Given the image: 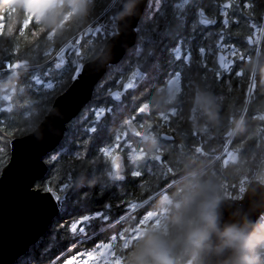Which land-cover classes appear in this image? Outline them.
<instances>
[{
    "label": "trees",
    "instance_id": "trees-1",
    "mask_svg": "<svg viewBox=\"0 0 264 264\" xmlns=\"http://www.w3.org/2000/svg\"><path fill=\"white\" fill-rule=\"evenodd\" d=\"M112 1L88 0L87 12H83L85 19L81 20L77 14L72 16L66 22L68 26L55 30V37L60 34L57 41L54 38V43L58 48L62 47L81 26L84 28L93 19L106 22L111 17L115 18L121 0L116 1V8H111ZM153 1L150 6L147 5L138 22L135 45L118 64L108 67L94 87L95 90L97 85H101L100 90H93L89 103L67 123L60 144L45 156L46 174L34 184L35 189L43 192L65 193L67 197L62 200L63 204L67 203L71 211L80 212L58 213L37 244L32 245L34 252L20 256L14 264H49L63 251H67L64 253L66 258L80 252L83 258L87 254L98 255L100 248L107 243L111 252L106 264H144V250L147 243L154 239L175 241L170 252L171 260L174 264H185L189 253H193L197 246L184 239L178 218L187 219L194 207L223 197V184L231 190L232 197H238L239 186L242 183L247 186L248 182L244 183V179H252L263 159L264 2L155 0L153 6ZM227 2L230 8L224 21L219 12ZM201 7L218 18L217 25L209 28L199 25L196 12ZM54 9L58 12H50L39 24L32 23L24 30L21 25L27 23L25 17L28 10L22 0H0V16L4 18L0 23V32H3L0 36V86L14 81L26 84L35 72L44 71L49 65L48 59L54 53L46 55L48 35L62 21V11L67 7L62 4ZM73 18L81 22L71 35L74 30L71 24L75 22ZM32 25L36 27L34 31ZM253 25L258 26L255 37ZM259 37L258 47L256 40ZM109 38L107 34L99 39V48L93 53H84L81 49L79 61L83 59L86 63L97 58ZM218 40L236 47L237 52L242 54V59L235 60L229 83L223 76L220 77L218 64L212 56H208L216 51ZM252 42L255 44L252 45ZM21 60L28 64L29 69L19 67L17 76L5 80L8 70L4 62L16 65ZM75 62L73 56L71 63L60 69L53 68L54 90L26 89L18 96L12 111L0 114V149H3L0 152V174L9 160L12 140L36 129L55 98L69 88L76 71ZM132 63L139 67L141 64L144 70L147 66L161 64L170 68V74L173 70L179 73L180 67L185 65L182 79L179 75L176 97L167 101V82L161 81L152 87L148 75L137 89L124 95L122 102H114L110 92L120 88L132 70H128ZM67 67V80L59 86L58 74ZM117 68H120L119 71ZM252 74L257 86L247 103ZM165 77H168L166 72L163 73ZM192 84L202 97L201 114L192 111ZM149 87H152L151 90ZM220 94L222 96L216 99ZM146 102L151 104V112L139 116L138 107ZM206 105L215 109V120L208 118L204 111ZM174 109L177 113L170 115L167 123L158 119L160 114ZM129 118H133L141 130L149 131L151 139L148 142H142L128 133L125 122ZM164 133L171 136V140L164 139ZM157 140L160 143H155ZM62 148L64 152H61ZM105 150L124 154L128 167L124 181L109 179V158L102 154ZM228 151L236 153L237 159L224 166L223 160ZM58 152H61L59 157H54ZM134 154L138 156L136 163H129L133 162L130 157ZM167 165H170L169 169ZM134 208L132 216L124 220L122 217ZM83 210L88 212L82 213ZM93 213H99L100 218L92 219L84 238V233L75 235L71 232L70 223L73 220ZM150 215L158 219L154 229L152 223L146 224ZM105 218L110 221L104 222ZM263 218L264 214L248 239L244 264H264ZM137 228L141 229V234L133 238L130 232H135ZM143 230H149L145 237ZM77 243L75 248L67 250Z\"/></svg>",
    "mask_w": 264,
    "mask_h": 264
},
{
    "label": "water",
    "instance_id": "water-1",
    "mask_svg": "<svg viewBox=\"0 0 264 264\" xmlns=\"http://www.w3.org/2000/svg\"><path fill=\"white\" fill-rule=\"evenodd\" d=\"M75 1L67 0V4L73 7ZM148 2L149 0L120 1L117 7L116 32L106 41L99 56L83 64L79 72L75 71L69 88L55 98L48 114L36 129L12 140L9 160L0 174V264H13L24 255L29 246L35 244L46 232L58 214L64 195L34 188L35 182L42 179L48 170L44 158L60 144L67 123L89 103L95 85L108 67L118 64L135 45L136 28ZM196 15L199 25L205 28L218 23V19L209 15L202 7L197 10ZM69 48L70 44L65 45L56 54L57 69L66 65ZM225 61V54L218 52L216 63L219 68L224 67ZM19 66L16 64L14 68ZM146 76L141 68H133L120 88L110 92V97L116 103L122 102L124 95L137 89ZM249 99L247 92V103ZM151 107L150 103H143L138 107V115H149ZM125 123L131 136L142 142L151 139L149 131L141 130L133 118L127 119ZM162 137L167 140L172 138L165 133ZM109 166L111 181L126 179L128 169L123 153H113ZM213 203L216 205L221 227L226 223H246L250 237L257 221L264 214V159L259 163L241 198H221ZM142 234L147 236L149 230H143ZM249 237L243 244L227 246L215 233H210L205 241L199 243L200 264H244V251Z\"/></svg>",
    "mask_w": 264,
    "mask_h": 264
},
{
    "label": "rangeland",
    "instance_id": "rangeland-1",
    "mask_svg": "<svg viewBox=\"0 0 264 264\" xmlns=\"http://www.w3.org/2000/svg\"><path fill=\"white\" fill-rule=\"evenodd\" d=\"M94 1V0H92ZM117 0H113L111 3V8H116L117 4H116ZM153 0H149L148 5L150 3H152ZM88 2V0H76L75 6L74 7H69V5L67 4V0H55V2L50 3L48 5H44V6H40L34 3V0H26V8L27 10H31L32 12L37 13L36 15V21L38 22L37 24H39L43 18H45V15L43 13V11L41 10V8H45L50 12H58L56 11L54 8H58L59 5L64 4L67 9L62 11L61 14V19L58 23L56 28H54L48 35V39L49 42L47 44V49H46V55H50L52 53H54V55L48 59L49 65H47V67L44 69V71H37L33 74V76L30 77V80H28V82H26V84H19L16 81H14V83H11L10 85H6V86H0V114L2 112H10L13 110V108L15 107L16 101L18 102V96L21 95L26 89H35L38 91L44 90V91H50V90H54L55 89V81L53 79V72L55 68V64L58 62L56 59V54L65 46V45H69L70 44V48L67 52V59L68 62L71 63L73 61V56L76 58V62H75V67L76 70H78L80 67H82L83 64H85V62L83 61V59L81 61H79V56H81L82 54L80 53L81 49H83L84 53L87 52H95L98 48H99V39H103L105 37V35H109L110 37L113 36L116 32V22H117V17H111L109 21H98V20H91L89 22L86 23V26L83 28L82 26L79 28L80 30L74 35L73 38L69 39L64 45L62 44V47L58 48V46L56 45L57 43H54V38L55 41H57V39L59 38V34L58 33L55 37V30H62V28L66 26H68L66 24V22H68L72 16L76 15L81 19L84 20L85 19V15L83 14V12H87L85 7H86V3ZM154 4H156L155 0L153 1V6ZM151 5V4H150ZM149 5V6H150ZM54 9V10H53ZM62 9V8H61ZM150 9V7H149ZM229 10V3L227 2L222 9H220V14H222L223 16V20L226 21V14ZM222 11V12H221ZM65 12V13H63ZM117 16V13H116ZM87 17V16H86ZM149 18H151V14L148 15ZM248 18H252L253 16L250 14H247ZM73 22L71 24V28H73V32L71 33V35L74 33V31L78 28L80 22L77 21V19L73 18ZM27 25V23H26ZM33 27L31 29L36 28L35 25H32ZM258 26H254L253 25V37L256 36L257 32H258ZM264 27V24H263ZM263 27H261V31L263 30ZM35 33V32H34ZM66 35V34H65ZM24 36L22 35L21 38H23ZM85 41V39H87ZM83 40V41H82ZM256 41H258V47L260 45V37L259 39H257ZM255 41V42H256ZM255 42H252V45L255 44ZM218 52H223L226 56V61H225V65L224 67L221 69H219L220 71V77L223 76L224 80L226 83H229L231 81L230 76H232V74L234 73V65H235V60L236 58L238 59H242V54H240L241 52H237L236 47L234 46H227L226 43H221L219 40L217 41V46H216V51H212L208 54V56H212L213 61L216 62V54ZM73 55V56H72ZM177 56L174 54V58H176ZM185 59L187 60L188 57L186 56ZM67 62V63H68ZM5 64V69H13L14 65H10L8 61L4 62ZM16 64L20 65V68H27L29 69L28 64L24 61H18L16 62ZM17 67V68H19ZM135 67H139V66H135V63H132L129 67L128 70L130 71V69L135 68ZM141 70L144 72H147V77L148 75L150 76V80H149V84H151L152 87H154L155 85L158 84V82H167V86H166V96H167V101H171L176 97V94L178 92V87L180 85V76L182 79V72H184V68L185 65H182V67H180L179 73L176 72L175 70L172 71V74L169 73L170 69L169 67H165L161 64H158L157 66L151 65V66H147L146 70L143 69L142 65L140 64ZM139 67V68H140ZM219 67V66H218ZM145 68V67H144ZM26 69V70H27ZM56 69V68H55ZM120 68H117V70L119 71ZM168 70V71H167ZM110 71V70H109ZM69 72L68 67L63 69V71L61 73L58 74V82H59V86H61V84L64 83V81L67 80V73ZM167 73L168 77L163 78V73ZM176 72V73H175ZM9 73V71H8ZM7 73V74H8ZM57 74V73H56ZM180 75V76H179ZM7 76V75H6ZM7 80L8 78L5 77ZM193 83H195L193 81ZM251 83V81H250ZM189 85V84H188ZM253 85H255V82L253 83ZM257 86V83H256ZM255 88L253 89H256ZM101 85H97L94 91H99L100 90ZM152 87H149V90H151ZM251 87V84H250ZM250 87H248V93L250 90ZM252 89V90H253ZM192 92H193V109L192 111H196V113L201 114V103H202V97L201 95L196 91L197 87H195L192 84ZM255 91V90H254ZM252 93V91H251ZM219 96L221 97L222 94L218 95L216 97V99H219ZM177 113V110H169V112L167 114H163V115H159L158 119L162 120L163 122H168V120L171 119L170 115H174ZM193 113V112H192ZM135 121V120H134ZM33 131V130H32ZM153 136V134H152ZM154 137V136H153ZM155 143H160L159 140H157ZM64 149H61V152ZM61 152L55 153L53 156L54 157H59V155L61 154ZM114 153V152H113ZM113 153H110V150H105L102 154L104 155H108V158L110 160L111 156ZM50 154V153H49ZM138 156L136 154L132 155L130 158L133 162L132 164L136 163V158ZM46 158V157H45ZM44 158V161H45ZM237 159V154L233 153V152H227L226 156L223 160V165L225 166L228 163L231 162H235ZM264 159V157H263ZM262 159V160H263ZM261 160V161H262ZM260 161V162H261ZM46 162V161H45ZM166 168H170V165H167ZM128 169V167H127ZM257 171V169H256ZM255 171V173H256ZM135 173V171H134ZM255 175V174H254ZM253 178V176H252ZM252 179H250L248 181V179H244V183L245 182H250ZM221 189L224 191L223 193L225 194H231V190H227V185L223 184V186L221 187ZM220 189V190H221ZM46 192V191H45ZM49 192H56V193H60L57 191H49ZM61 195H64V200L66 199L67 195L65 193H60ZM221 198H226V197H221ZM218 198V199H221ZM228 198V197H227ZM217 200V199H216ZM176 206H178L176 204ZM136 208H134L133 210H130L127 214H125L122 218H125L124 220L129 219V217L132 216L133 211ZM62 213V214H73L75 212H80V211H71L70 208L68 207V204H63V201H61L60 205H59V210L58 213ZM88 212L87 210H83L82 213ZM86 217H91V219L86 218ZM93 218H100L99 213H93V214H84L83 216H81V218L73 220L70 223V230L73 234H81L84 233L83 237H85L86 234V228L89 224H91V221ZM264 220V218H263ZM109 220H107V218L104 219V222H109ZM133 221V220H132ZM116 223V222H115ZM152 223L153 229L156 227V225L158 224V219L152 215L149 216L147 223ZM264 224V221L262 222ZM49 227V226H48ZM47 231V230H46ZM45 234V233H44ZM43 234V235H44ZM141 234V229L137 228L135 230V232L131 231L130 232V236H132L133 238H137L139 237ZM42 235V236H43ZM41 236V237H42ZM40 237V238H41ZM39 238V239H40ZM38 239V241H39ZM132 239V238H131ZM37 241V242H38ZM37 243L35 242L34 246ZM196 244V248L195 251L193 253H189L187 259H186V263L185 264H200V246L199 243H195ZM78 245H72L71 247H68L67 250H72L73 248H75ZM35 247L29 246L28 250L26 251L25 254H27L28 252H34ZM110 252H111V248L109 246V243L105 244L102 248H100V252L97 254H87L86 256H84V258L81 256L83 255V253H79L77 255H75L74 257H70V258H66V256H64V253H66V251H63L62 253H60L59 255H57V257L51 261L49 264H53V262H55V260L58 258L60 261H63V263L60 264H66V260L67 259H75L77 261V264H81V261H84L86 259V261L84 262V264H95V262L100 261L99 264H106L109 261V257H110ZM28 257H25V259ZM104 260L103 262H101V260ZM17 261V260H16ZM15 261V262H16ZM68 261V260H67ZM14 262V263H15ZM13 263V264H14ZM119 264V263H117Z\"/></svg>",
    "mask_w": 264,
    "mask_h": 264
},
{
    "label": "clouds",
    "instance_id": "clouds-1",
    "mask_svg": "<svg viewBox=\"0 0 264 264\" xmlns=\"http://www.w3.org/2000/svg\"><path fill=\"white\" fill-rule=\"evenodd\" d=\"M204 111L209 119H216L213 107L206 105ZM218 221L215 203H205L194 207L187 219L178 218L177 223L183 230L184 239L192 243L205 241L210 233H215L225 245L234 246L243 244L250 235L246 223H226L221 227ZM174 243L166 239L149 241L143 254L144 264H174L170 257Z\"/></svg>",
    "mask_w": 264,
    "mask_h": 264
},
{
    "label": "snow or ice",
    "instance_id": "snow-or-ice-1",
    "mask_svg": "<svg viewBox=\"0 0 264 264\" xmlns=\"http://www.w3.org/2000/svg\"><path fill=\"white\" fill-rule=\"evenodd\" d=\"M53 2H55V0H34V3L37 5H40V6L48 5V4L53 3ZM41 10L43 11L44 15H46V16L50 15V13L47 9L42 7ZM36 15H37V13L29 10L26 14V17H25L27 19V25L22 24L21 27H24V30H26L30 24H32V23L37 24L38 22L36 21ZM3 19L4 18L2 16H0V23H3ZM4 27H7V25L4 24ZM16 27H17V23L13 26V33H14V30ZM2 35H3V32H0V36H2ZM2 151H3V149H0V152H2ZM85 261H86V259L84 261H81V264H84ZM67 264H77V261L75 259H69L67 261Z\"/></svg>",
    "mask_w": 264,
    "mask_h": 264
},
{
    "label": "built area",
    "instance_id": "built-area-1",
    "mask_svg": "<svg viewBox=\"0 0 264 264\" xmlns=\"http://www.w3.org/2000/svg\"><path fill=\"white\" fill-rule=\"evenodd\" d=\"M9 73L7 74V78L10 79L11 77H15L17 76L18 73V68H13V69H8ZM247 186H244V184L242 183L239 188H238V197H233V198H241L243 196V194L246 191ZM224 197H232L231 194H224Z\"/></svg>",
    "mask_w": 264,
    "mask_h": 264
},
{
    "label": "flooded vegetation",
    "instance_id": "flooded-vegetation-1",
    "mask_svg": "<svg viewBox=\"0 0 264 264\" xmlns=\"http://www.w3.org/2000/svg\"><path fill=\"white\" fill-rule=\"evenodd\" d=\"M242 1V0H241ZM243 1H246V2H248V1H250V0H243ZM252 3H255V2H257V3H262L263 4V2H264V0H252L251 1ZM25 3H26V0H22V4H23V6H24V8H25ZM75 3H76V1H75ZM20 5H21V2H20ZM74 6H75V4H74ZM73 6V7H74ZM246 6H248L247 4H246ZM230 8V7H229ZM214 18H217L216 16H213ZM218 19V18H217ZM214 27V26H213ZM67 252V251H66ZM64 256H67L66 254H64ZM67 260H69V259H67ZM66 260V261H67ZM60 263H63V261H60L58 258L55 260V262H53V264H60Z\"/></svg>",
    "mask_w": 264,
    "mask_h": 264
},
{
    "label": "bare ground",
    "instance_id": "bare-ground-1",
    "mask_svg": "<svg viewBox=\"0 0 264 264\" xmlns=\"http://www.w3.org/2000/svg\"><path fill=\"white\" fill-rule=\"evenodd\" d=\"M81 70V67L78 69V72ZM255 82V78H253V80H252V83H251V87H250V90H249V93H248V96L250 97V95H251V91L253 92V88H254V86L255 85H253V83ZM50 226V225H49Z\"/></svg>",
    "mask_w": 264,
    "mask_h": 264
}]
</instances>
